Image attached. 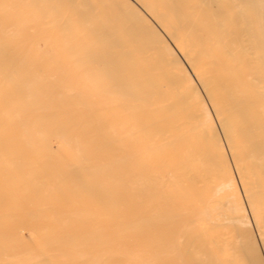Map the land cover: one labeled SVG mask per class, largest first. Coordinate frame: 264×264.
<instances>
[{"label": "bare ground", "instance_id": "1", "mask_svg": "<svg viewBox=\"0 0 264 264\" xmlns=\"http://www.w3.org/2000/svg\"><path fill=\"white\" fill-rule=\"evenodd\" d=\"M0 264H264V0H0Z\"/></svg>", "mask_w": 264, "mask_h": 264}]
</instances>
